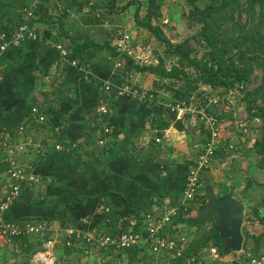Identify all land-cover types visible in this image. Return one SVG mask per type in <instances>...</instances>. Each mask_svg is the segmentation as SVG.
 <instances>
[{"label": "crops", "instance_id": "0c3cea01", "mask_svg": "<svg viewBox=\"0 0 264 264\" xmlns=\"http://www.w3.org/2000/svg\"><path fill=\"white\" fill-rule=\"evenodd\" d=\"M114 2L112 6L109 0H0L2 31L25 17L27 9H33V24L40 36L0 53V125L6 128L9 142L19 144L17 155L23 167L37 178L23 185L6 216L10 220L30 218L53 223L59 236L56 264H92L100 259L108 264H143L147 254L155 259L145 264H171L170 255L157 257L145 246L137 253L94 247L87 250L84 245L67 247L65 230L73 226L107 233L128 229L146 233L147 214L182 202L188 171L209 138L204 123L170 110L169 103L175 99L170 85V92L166 91V78L135 68V64L157 65L163 57L156 55L145 39L147 34L156 38L135 21L138 7L143 16L141 10L145 8V15L148 3ZM164 20H160L163 29ZM124 31L131 35L134 56L116 49ZM87 42L108 43L109 47L76 50L78 44ZM72 60L78 65H72ZM171 66L166 62L167 69ZM129 87L153 91L159 99L134 98L126 91ZM199 91L202 95L193 99L218 93L207 85L200 86ZM233 91L225 94L221 103L226 147L218 149L211 167L202 174L199 195L188 203L185 217L197 226L174 220L163 232L167 237L185 235L190 241L198 236L201 223L196 221L200 207L209 201V189L217 197L239 199L245 213L248 205L254 206L252 196L260 188L257 182H264L260 156L253 151L258 129L252 126L257 118L230 112ZM103 103H108L110 113L103 115L102 123L112 129V137L101 152L90 120ZM34 105L46 115L45 123L31 117ZM208 108L215 107L210 104ZM241 120L247 123L248 134L238 125ZM19 125L27 126L26 130L15 132ZM58 143L63 149H56ZM9 183L4 154L0 153V198ZM204 223L207 229L213 227L211 221ZM244 226L245 221L242 231ZM245 227L257 236L249 238L245 248L243 244L240 251L221 254L218 247L210 245L199 256L208 264H240L248 256L264 255V227L258 231L257 226ZM42 245L36 235L0 239V264H41L33 254Z\"/></svg>", "mask_w": 264, "mask_h": 264}, {"label": "trees", "instance_id": "16d2710c", "mask_svg": "<svg viewBox=\"0 0 264 264\" xmlns=\"http://www.w3.org/2000/svg\"><path fill=\"white\" fill-rule=\"evenodd\" d=\"M162 2L163 0H147L145 15L140 16V7H138L135 21L139 27L149 31L165 46L167 57H177V63L167 69V61L160 57L157 65L135 64V68L139 71H150L161 78L168 79L175 101H189L197 96L196 94L202 95L203 92L199 91L202 85L218 89L217 95L221 97H224L230 90L239 91L246 104L249 118H260L262 121L261 135L255 140L253 149L260 156L259 167L264 169V78L257 87L249 88L255 70L264 69V0H210L204 6L199 4V0H187L190 5V11L185 15L187 23L191 28L199 24L200 29L191 37L176 44L171 41L160 25L163 17ZM111 3L112 6L116 5L114 0H109V5ZM130 3H127L124 8ZM243 13L246 14L244 20L241 17ZM24 20L23 17L13 22L6 27L7 30L15 29ZM1 31L2 29L0 33ZM192 39L207 48L203 57L194 54L195 49L191 46ZM89 47L104 48L109 47V44L87 42L78 44L76 50ZM176 83L178 85H173ZM90 127L96 134V128L91 126V120ZM3 128L0 125V132ZM257 183L258 186L264 188V182ZM78 201L79 199L75 203ZM261 207L264 208V198L258 205L251 208L254 216L249 215L248 221L250 223L257 221L264 227V214L260 211ZM175 221L197 226L194 220L186 218L183 212L182 216L175 218ZM199 229L198 236L196 235L189 241L184 256L171 260V264H185L187 257L199 255L203 248L210 245L218 247L220 253L224 254V241L219 233L213 227L205 228V223L199 224L197 231ZM244 235L246 237L244 248L249 238L257 237L248 230H245ZM128 250L139 252L138 248ZM152 258L147 254L143 264L151 263Z\"/></svg>", "mask_w": 264, "mask_h": 264}, {"label": "built area", "instance_id": "2783aa9c", "mask_svg": "<svg viewBox=\"0 0 264 264\" xmlns=\"http://www.w3.org/2000/svg\"><path fill=\"white\" fill-rule=\"evenodd\" d=\"M25 20L22 24L12 30H4L0 33V53L12 46H19L22 41L27 39L39 40L40 36L33 24L35 12L33 9H27ZM169 23L168 19L163 21ZM131 35L128 32H122L119 40L116 43V49L119 52L125 53L128 56H134V51L131 47ZM62 55L66 56L67 52L62 51ZM138 58H141L139 56ZM72 65L77 66L76 60L71 61ZM110 89V86H106ZM126 91L134 98L143 101H156L157 95L153 91L144 90L138 87H129ZM222 97L204 96L189 101H172L169 103V108L179 117L190 115L197 118L205 124L209 133L208 140L201 146L199 154L195 159L193 166L189 169L185 187L183 190V200L178 205H171L158 213H149L146 215V233L128 229L121 233H107L103 230L91 229L81 230L70 226L65 230L66 236L64 242L66 246L84 245L87 250L96 248L98 250L113 249L115 251L128 250L131 248L146 247L155 255L168 254L172 259L183 257L188 248L189 240L185 235L179 237H167L163 234L166 225H172L174 220L182 212L188 214V203L194 201L200 193L202 174L211 167L217 151L225 142V137L222 136L221 119L223 107L221 106ZM212 104L215 108L210 110L208 106ZM110 108L108 103H103L97 106L91 117V126L96 128L97 144L101 152L104 151L107 143L112 137V129L102 123L103 115H108ZM31 117L33 120L45 123L46 115L38 105H34L31 109ZM244 134L249 133L248 125L244 120L238 122ZM27 126L19 125L14 129L15 132L22 133ZM59 130V128H57ZM160 141V139H157ZM19 144L12 145L6 135V128L0 132V153L4 154V161L7 164V174L10 179L9 185L4 188L3 196L0 198V239L10 240L13 237L24 235H36L42 239L43 248L34 253L35 260L41 264H56L55 248L59 243V236L56 234L57 229L46 220L37 219H20L10 220L6 213L14 201L19 197L23 185L37 181L35 175L29 173L21 164L17 148ZM226 147V146H225ZM233 148V145H229ZM56 149H63L61 143L56 145ZM108 211L109 209L106 208ZM214 253L215 249H211ZM188 264H208L201 256L191 255L186 258ZM92 264H108L106 260L100 259ZM170 264V263H168ZM240 264H264V255L248 256L240 261Z\"/></svg>", "mask_w": 264, "mask_h": 264}, {"label": "rangeland", "instance_id": "374dc122", "mask_svg": "<svg viewBox=\"0 0 264 264\" xmlns=\"http://www.w3.org/2000/svg\"><path fill=\"white\" fill-rule=\"evenodd\" d=\"M145 2H147V0H144ZM210 0H199V4L201 6H204L205 3H207ZM147 6V5H146ZM162 11H163V17L162 19H167L169 18V23L167 24H162L166 34L168 35V37L171 39V41L176 44L179 42H183L185 39L191 37L192 35H194L195 33H197L200 29V25H195L194 27H189L188 23H187V19L186 16L189 11H190V5H188L187 0H163L162 2ZM145 12V8L141 10V14L144 15ZM237 17V15H236ZM242 19L244 20L246 18V14L243 13L242 14ZM145 39H147L149 42L152 50L154 51V53L156 55H162L163 57L166 56V61L170 64V66L172 64H176L177 63V57L175 56H169L167 57L166 52H165V46L163 44H161L157 39H152V37L147 36L145 37ZM152 40V41H151ZM191 46L195 49L194 54L197 55L198 57H203L207 51V48L203 45L198 44L194 39L191 40ZM264 78V69L262 68H257L254 72V74L252 75V82L249 85L250 89H253L255 87H257L261 80ZM171 85L169 80L166 79V91L168 89V86ZM173 85H178L173 84ZM170 92V91H169ZM217 93V92H215ZM171 94V93H170ZM232 99V103L230 100H226L227 102L231 103V108H230V112H234L236 111L237 115L239 117H247L248 113L246 110V107H244L245 102L242 100V94L239 91H236L233 95ZM228 99V96H227ZM242 102H241V100ZM232 108H236L235 110ZM233 114V113H232ZM236 115V114H235ZM254 120V118H253ZM252 120V121H253ZM261 126H262V121L260 120V118L256 119V122L253 124L252 128L255 130L258 129V132L256 133L257 136L261 135ZM254 151V149H253ZM259 162V161H258ZM261 175L264 176V170H260ZM259 192H257V194L254 196H252V201L254 202L253 205H258V203L261 201V199L264 198V188H257ZM254 207V206H253ZM246 213L244 212V221H245V226H249V227H258L256 228L255 231H258L257 229H260L262 227V225L258 222V223H250L248 221V217L247 215L250 217H253V211L251 209V207L248 205V207L246 208ZM261 213L264 214V209H260ZM244 226L243 229V234H245V230H248L246 227ZM254 230V228H253ZM252 230V231H253ZM249 231V230H248ZM159 255H157L158 257ZM162 259V258H161ZM164 264V263H163Z\"/></svg>", "mask_w": 264, "mask_h": 264}, {"label": "water", "instance_id": "95a60500", "mask_svg": "<svg viewBox=\"0 0 264 264\" xmlns=\"http://www.w3.org/2000/svg\"><path fill=\"white\" fill-rule=\"evenodd\" d=\"M209 201L200 207L197 223L211 221L214 230L224 241V252H236L243 248L244 223L243 203L231 196L217 197L212 189L208 190Z\"/></svg>", "mask_w": 264, "mask_h": 264}]
</instances>
